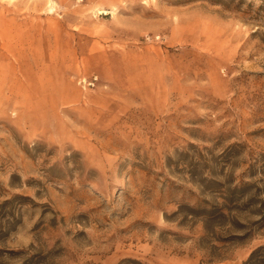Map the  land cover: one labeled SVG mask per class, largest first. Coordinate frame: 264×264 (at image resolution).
Returning a JSON list of instances; mask_svg holds the SVG:
<instances>
[{
    "label": "rangeland",
    "instance_id": "374dc122",
    "mask_svg": "<svg viewBox=\"0 0 264 264\" xmlns=\"http://www.w3.org/2000/svg\"><path fill=\"white\" fill-rule=\"evenodd\" d=\"M0 264H264V0H0Z\"/></svg>",
    "mask_w": 264,
    "mask_h": 264
},
{
    "label": "bare ground",
    "instance_id": "6f19581e",
    "mask_svg": "<svg viewBox=\"0 0 264 264\" xmlns=\"http://www.w3.org/2000/svg\"><path fill=\"white\" fill-rule=\"evenodd\" d=\"M52 8V7H51ZM51 10V9H50Z\"/></svg>",
    "mask_w": 264,
    "mask_h": 264
}]
</instances>
